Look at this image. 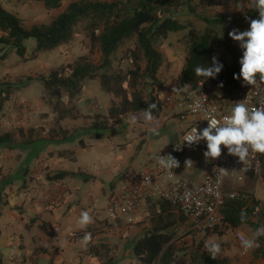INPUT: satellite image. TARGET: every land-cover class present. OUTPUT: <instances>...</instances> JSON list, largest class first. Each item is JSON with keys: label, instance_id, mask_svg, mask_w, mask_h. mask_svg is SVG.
Masks as SVG:
<instances>
[{"label": "crops", "instance_id": "0c3cea01", "mask_svg": "<svg viewBox=\"0 0 264 264\" xmlns=\"http://www.w3.org/2000/svg\"><path fill=\"white\" fill-rule=\"evenodd\" d=\"M250 1L253 4L254 1ZM238 3L236 12L223 15L222 6H217L215 8L221 7L220 10H222L217 12L218 17L215 14V19L205 20L209 24H220V29L232 24L234 29L246 30L250 20L258 18V12L254 6L251 11L240 9L242 1L238 0ZM208 7L214 8L211 5ZM233 14H236V17H232ZM237 19L239 22H235ZM226 31L228 33L230 28L224 30L225 36L229 38ZM90 82L86 83L81 98L72 103L76 116L66 117L60 121V126L67 131L65 138L61 135L52 138L47 133L39 140L27 145L21 144L16 136H13L11 143H0V264H99L86 253L89 244L98 242L117 246L116 257L112 264L121 261L124 264L134 262L133 246L151 226L150 220L154 217L151 204L158 200L147 201L143 209L134 216L123 219L120 224L122 227L115 229L107 219L106 208L109 196L121 190L131 173L148 169L158 163L157 157L150 161L148 154L145 153L143 161L140 159L142 157L140 152L145 145L150 144L152 140L163 138L173 145L193 124L194 118L186 117L180 120L174 109L167 117L162 112L159 118L152 117L151 121L140 118L134 125L116 129L109 126L106 129L94 130L95 121L102 120L108 115L112 96L104 93L100 84L99 87L95 85L96 89L93 93ZM30 90L27 89L25 95L30 93ZM85 91L90 94L85 99L86 103L82 100ZM175 96L179 95L176 93ZM46 106L48 107L44 111L50 113L47 120L53 122L52 106L51 109L49 105L46 104ZM128 115L131 116V114ZM32 120L30 127L41 126L39 119ZM13 121L11 120V123ZM5 124L7 126V123ZM4 125H0V134L12 132L9 128H3ZM49 125V128L53 126V124ZM176 127L180 128L178 132L174 129ZM135 128L140 129L137 150H133L131 142L125 141V138L138 137ZM130 130H134L131 136L128 132ZM104 137L108 139L107 147L110 151L103 152L99 149L100 147H97L100 152L89 156L87 150L94 148L92 140L100 141ZM112 137L116 138V143L109 140ZM74 142H78L79 148H69V145ZM61 151H73L74 159L58 157ZM204 152L205 150L196 148L174 154L178 161L183 159V163L179 161L177 168L168 171L177 179L194 184L201 183L211 170V158L205 157ZM81 154L82 159L79 157ZM17 155H22L19 163L7 161ZM72 162L75 163L74 166ZM61 171L71 172L73 176L54 181L48 179ZM75 179L80 180L81 183L76 182ZM253 182H256L259 188H256ZM30 183H33L32 187H29ZM225 191L236 195H253L264 211L263 171L260 176L250 172L242 182H236L233 176L227 175ZM159 202L167 204L164 201ZM82 210L89 211L93 217V222L85 229H81L78 224ZM155 211H158V207ZM164 215L173 223L170 230L182 236L175 245L177 252L172 264H176L175 259L180 254L187 258L188 264H196L192 261L191 255L199 248L200 251H208L206 244L214 242L210 234L215 233L223 237L229 231V229L226 230L222 235L207 231L204 232L203 238H197L199 231L193 230L184 216L172 210ZM190 228L193 232L187 235ZM231 230L234 232L237 251L226 252V248L221 247V251L215 258L225 260L227 264H264V240L258 238L259 247L245 250L237 240L236 234L252 235L254 232L246 225ZM85 231L92 233V239L86 247L81 243ZM6 233L10 235L9 239ZM126 247L130 250L127 251ZM184 260L186 262V259Z\"/></svg>", "mask_w": 264, "mask_h": 264}, {"label": "trees", "instance_id": "16d2710c", "mask_svg": "<svg viewBox=\"0 0 264 264\" xmlns=\"http://www.w3.org/2000/svg\"><path fill=\"white\" fill-rule=\"evenodd\" d=\"M36 1L41 2L49 11L62 6V0ZM182 4L189 13L196 11L197 3L192 5L191 0H75L69 2L48 23L35 24L29 28L23 25L19 16L4 9L0 4V44L15 50L23 60L35 59L41 52L53 51L67 44L73 38L80 22L86 23L89 54H93L95 50L100 54L98 63L91 62L87 56H81L75 61L51 69L46 74L36 78L29 76L25 81L9 83L0 89V110L13 92L29 87L33 81L43 87V96H49L47 104L52 105L53 126H34L26 129L19 127L16 132L20 143L31 144L47 133L52 138L60 135L65 138L67 131L60 126V121L76 116L72 103L81 98L86 83L94 80L99 82L104 93L119 99L118 102H111L105 119L95 121L94 130L106 129L117 117L121 118L130 112H150L152 117L159 118L162 115L163 103L158 93H154V88L160 85L157 75L163 58L154 43L158 39H166L171 32L187 30L186 56L183 68L175 79L182 90H197L201 87L202 80L204 85L210 86L211 93L220 102L214 100L222 108L242 98L253 86L248 85L242 78L234 79V74H238L240 70L238 61L242 54L231 49L233 59L227 64L214 46L212 28L205 27L200 30L193 24L192 26L180 22L175 17L173 12ZM198 4L217 7L222 6V1L198 0ZM225 33L228 34L227 31ZM28 39L35 40L30 57L26 56L25 41ZM127 43L132 46L126 45ZM121 48V55L118 56ZM214 56L223 64L221 72L215 78L203 79L198 76L194 71L195 67L211 66ZM123 63H126L127 67L122 68ZM257 81L264 82L260 81L259 77ZM142 82L153 88L145 92L144 88L139 87ZM184 85L190 87L182 88ZM13 136V132L1 133L0 143H11ZM58 157L73 160L74 153L61 151ZM259 157L262 161L261 171L264 172V155L259 154ZM66 176H73V173L61 171L48 179L54 181ZM151 205V212L154 214L150 220L151 226L135 242L133 255L140 264H172L177 252L175 245L182 236L170 230L173 223L164 215L171 207L159 201ZM157 207L158 211H155ZM241 211L246 213L243 220ZM220 214L221 222L213 230L220 235L241 225H246L252 232L264 225V211L251 194H239L233 199H227ZM191 231L193 232L190 228L187 235L192 233ZM259 239L264 240V236ZM116 251L117 246L104 242L89 244L86 249V253L99 264H112ZM191 259L196 264H227V261L216 259L208 251H200V248L192 253Z\"/></svg>", "mask_w": 264, "mask_h": 264}, {"label": "rangeland", "instance_id": "374dc122", "mask_svg": "<svg viewBox=\"0 0 264 264\" xmlns=\"http://www.w3.org/2000/svg\"><path fill=\"white\" fill-rule=\"evenodd\" d=\"M71 1H75V0H62V6L59 9H54L50 11L46 10L43 4L36 0H0V4L4 9L11 11L17 16H19L23 20V25L29 28L35 24L48 23L53 17H55L58 13H60L66 7V5ZM221 1H222L223 15H226V13L236 12L237 10L236 5L239 4L238 0L237 1L221 0ZM241 1H242V6L240 9L244 8V10L246 11H251L252 8L255 7V0H253L254 1L253 4L251 3L250 0H241ZM196 3L197 5H195ZM191 4L195 5V10H196L193 14L189 13L186 7L182 4L180 8L176 9L173 12L175 17L180 22L188 23L189 25L193 24L196 28L200 30L204 29L205 27L212 28L215 39L214 46L216 50H218L222 54V58L224 59V61L227 64H230L233 59V54L231 49L238 52L239 54H242V49L239 47V42L233 41L230 37L228 38L224 34V30H227V28H230V31L234 29L232 27V24H230L227 28L224 29L222 27L221 30L220 24L218 25L209 24L208 21L205 20L208 18L215 19L214 17L215 14L217 15L218 11H222L220 10L221 7L219 8L214 7L212 9L211 7H208L206 5L198 4V0H191ZM232 17H236V14H233ZM236 21L239 22V19L235 20V22ZM85 26H86L85 22H80L75 29V33L71 41H69L67 44L62 45L61 47L53 51L41 52L38 54V56L35 59L28 58L23 60L15 53V50L0 44V89L9 83H17L19 81H25V78L29 76L36 78L41 74H46L51 69L57 68L68 62L75 61L81 56H87L91 62L98 63L100 59V54L98 50H95L93 54H89L90 45H89L87 33L85 31ZM186 33L187 30L179 31V32H171L168 34V37L166 39H158L154 43L155 48L161 52L163 58L162 67L157 75V80L159 81L160 85L157 86L158 89L154 88V93L156 92L158 93L157 95L160 98V100L165 99L167 97L166 93L175 95L176 93L182 94L186 92L182 90L181 87L175 82L176 77L179 75V73L183 68V64L186 56V51H187ZM1 35L2 33L0 32V36ZM126 45L132 46L131 43H127ZM25 47H26V56L30 57L35 47V40L34 39L26 40ZM122 49L123 48L119 50L118 56L121 55ZM114 65L116 66V62L114 63ZM125 67H127V64L123 63L122 68ZM95 85L99 87V83L97 80L90 82V88L93 93L96 89ZM206 86L207 84L204 85L203 82L201 83V88L202 87L204 88ZM139 87L144 88L143 90L145 92H148L151 90V88H153V86L150 88V86L148 84H145L144 82H142V84ZM178 88L180 89L179 91H177ZM27 89H31L30 90L31 92L25 95ZM44 94H45V90L37 81H33L28 88L13 92L10 98L1 107L0 121L2 123L0 125H4L5 123H7V126L5 124L3 128H9L14 133V136L18 137V140L20 138L19 136H17V132H16L17 129L19 127H22L24 129L30 127L33 122L32 119H37V120L39 119L41 121L40 124L42 127L44 126L46 128H49L50 127L49 124H53V122L47 120L48 115L50 113L48 114L47 112L44 111V109L48 107L46 106V104L48 101L47 98H49V96H43ZM89 95L90 94L88 91L83 92L82 100H84L85 103L87 102V100L85 99ZM213 98L217 100L215 96ZM112 99H114L112 101L115 102L119 101V99L114 98L113 96ZM47 105H49L51 109L52 105L51 104H47ZM99 112L102 113V110L99 109ZM170 112L171 111H169L166 115L168 116ZM128 114H131V116ZM106 117L107 116H104L103 119H105ZM5 118L9 120L6 121L4 120ZM140 118L146 119L143 111L137 113H133V112L127 113L121 118L117 117V119L114 122H112L113 124L110 126L116 129V128H122V126L126 127L127 125H132V124L134 125L138 120H140ZM11 120L14 121L11 123ZM44 120H46L47 122L46 121L43 122ZM174 129H176L177 132L178 130H180L179 127H176ZM135 131L138 137L136 138L132 137L130 139L125 138L126 142L128 141L131 142L133 150H137L139 145L138 142L140 139V129L135 128ZM128 132L130 136L134 134V130H130ZM109 140L116 143L115 137H112ZM180 140L181 137L177 139L178 142ZM107 141L108 139L106 137H104L100 141H97L96 139L92 140L91 143L92 146H94V148H91V150H87L89 156L93 153L95 154L97 152H100V150L103 152H109L110 149L109 147H107ZM97 147H100L99 148L100 150H98ZM171 147L172 145L169 142H167V140L164 138L152 140L150 144L145 145L142 148V151L140 152V155L142 157L140 159L143 161L144 153L145 154L152 153L156 157H158V155L164 156L169 154L174 156V154L171 152ZM69 148H79L78 142H74L70 144ZM21 157L22 155H17L8 159L7 161L12 160L13 163H19L21 161ZM79 157L82 159V154L81 156L79 155ZM182 160L183 159L181 160L179 159L180 163H183ZM72 164L74 166L75 163L72 162ZM75 180L76 182L81 183L80 180L78 179ZM253 184L256 188H259V185L256 182H253ZM30 186L32 187L33 183H30L29 187ZM120 227H122V225H120ZM107 232H111V231H107ZM204 236H205L204 232H199L197 238L200 237L203 238ZM6 237L9 239L10 235L7 234ZM210 238L212 239V241L219 243L221 247L226 248V252L237 251L234 232L231 229H229V231L223 237H220L215 233H211ZM5 249L8 250L7 248ZM126 250L127 251L130 250V248L126 247ZM8 256L10 257L11 255L9 254ZM184 259H186V262ZM175 261L176 264H188L187 258L183 257L181 254L176 257ZM114 264H124V262L121 261V262H116ZM132 264H138L135 258Z\"/></svg>", "mask_w": 264, "mask_h": 264}, {"label": "built area", "instance_id": "2783aa9c", "mask_svg": "<svg viewBox=\"0 0 264 264\" xmlns=\"http://www.w3.org/2000/svg\"><path fill=\"white\" fill-rule=\"evenodd\" d=\"M166 95L167 97L162 99V112L165 117L169 111L175 109L180 120L186 117L194 118L193 124L182 134L181 140L172 145L171 152L178 154L196 148L206 151V142L203 140L191 146L184 143L183 136L186 132L193 126L202 130L207 126L206 120L211 116L222 120L224 115L230 114L235 102L243 101L249 108L264 106V82L253 85L242 98L223 108L212 97L210 86L177 94L179 96L170 93ZM197 104L202 105L203 110L193 111ZM155 158V155L148 154L150 161ZM221 169L225 171L222 172ZM261 170L262 162L258 153L250 152L249 157L242 162L238 157L228 153L223 145L220 156L211 158V170L199 184L177 179L168 169L155 163L148 169L131 173L121 190L109 196L107 219L113 228L118 229L123 219L137 214L147 201L158 200L166 202L173 212L184 216L193 230L213 231L221 222L220 210L226 200L237 196L235 193L225 191L227 175L233 176L236 182H242L250 172L260 176ZM238 234L236 238L241 243Z\"/></svg>", "mask_w": 264, "mask_h": 264}, {"label": "clouds", "instance_id": "9594fccd", "mask_svg": "<svg viewBox=\"0 0 264 264\" xmlns=\"http://www.w3.org/2000/svg\"><path fill=\"white\" fill-rule=\"evenodd\" d=\"M254 9L258 12V18L251 19L246 30L233 29L228 33L233 41L239 42V47L242 49L238 61L240 70L238 74H234V79L242 78L248 85L257 84V77L260 81H264V0H255ZM222 68L223 64L214 56L211 66L198 65L194 71L203 79H208L215 78ZM189 87L190 85H184L182 88ZM179 90L178 88L177 91ZM196 110H203L202 105H195L193 111ZM145 117L148 121L152 120L150 112H146ZM206 121L207 126L202 130L193 126L183 136V142L189 146L205 141V157H219L221 145L242 162L249 157L250 152L264 155V106L249 108L243 101H238L234 103L230 114L224 115L222 120L211 116ZM157 159L158 163L168 170L179 166V161L170 154L158 155ZM221 171L225 170L221 169ZM240 215L243 220L246 213L241 211ZM92 222L93 217L89 211L82 210L78 218L80 228L85 229ZM238 235L245 250L259 247L258 238L264 236V225L256 228L252 235L245 233ZM91 239L92 233L85 231L81 238L82 245L86 247ZM206 248L213 257L221 251V246L217 242L207 243Z\"/></svg>", "mask_w": 264, "mask_h": 264}]
</instances>
